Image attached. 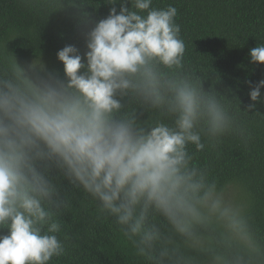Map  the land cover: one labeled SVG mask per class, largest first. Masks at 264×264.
<instances>
[{"label":"clouds","instance_id":"9594fccd","mask_svg":"<svg viewBox=\"0 0 264 264\" xmlns=\"http://www.w3.org/2000/svg\"><path fill=\"white\" fill-rule=\"evenodd\" d=\"M118 2L85 34L86 53L58 51L63 79L39 60L18 64L7 43L21 34L0 38V264L67 255L62 216L72 204L60 178L137 264H264L245 190L199 159L226 137L247 147L249 118L264 116H249L255 103L241 111L239 100L205 90L207 78L186 65L176 7L107 0ZM250 57L264 64V43ZM250 87L251 101H261L264 79Z\"/></svg>","mask_w":264,"mask_h":264},{"label":"trees","instance_id":"16d2710c","mask_svg":"<svg viewBox=\"0 0 264 264\" xmlns=\"http://www.w3.org/2000/svg\"><path fill=\"white\" fill-rule=\"evenodd\" d=\"M169 4L178 9L176 22L186 45V65L207 78L205 90L215 88L229 100H239L241 111L255 103L249 116H264V89L259 102H252L249 95L250 84L264 79V64H254L250 57V50L264 43V0H154L156 7ZM112 7L119 11L121 3L63 0L58 10L27 0H0V38L21 34L7 43L8 53L18 64L27 67L39 60L48 72L63 79L58 51L74 45L82 55L86 53L85 34L106 18ZM84 13L88 14L86 20ZM139 119L148 120V114L141 111ZM249 124L254 139L247 147L237 138L226 137L216 151L206 149L199 159L210 163L222 180L231 179L243 187L248 213L264 236V117H251ZM57 184L61 195L71 199L72 207L62 216L61 238H67V255L52 264H137L131 246L120 234L90 215L84 194L66 179L60 178ZM4 234L7 230H0V235Z\"/></svg>","mask_w":264,"mask_h":264}]
</instances>
